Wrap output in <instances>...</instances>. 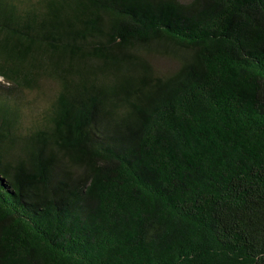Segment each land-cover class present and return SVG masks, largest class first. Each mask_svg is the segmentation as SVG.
I'll return each instance as SVG.
<instances>
[{"label":"trees","instance_id":"obj_1","mask_svg":"<svg viewBox=\"0 0 264 264\" xmlns=\"http://www.w3.org/2000/svg\"><path fill=\"white\" fill-rule=\"evenodd\" d=\"M0 264H264V0H0Z\"/></svg>","mask_w":264,"mask_h":264},{"label":"rangeland","instance_id":"obj_2","mask_svg":"<svg viewBox=\"0 0 264 264\" xmlns=\"http://www.w3.org/2000/svg\"><path fill=\"white\" fill-rule=\"evenodd\" d=\"M155 65L157 67H159L160 69L162 70H166V71H170L172 69L175 68V64H174V61L172 60H168V59H163V58H158L156 61H155ZM37 94H32L29 96L28 100H32L33 103H34V108H33V111L32 113L30 114L31 116V119L33 116H41L40 113L43 111V109H45V105L46 103L44 101H41L42 98H40L39 96H36ZM29 111L31 110V107H29L28 109Z\"/></svg>","mask_w":264,"mask_h":264}]
</instances>
